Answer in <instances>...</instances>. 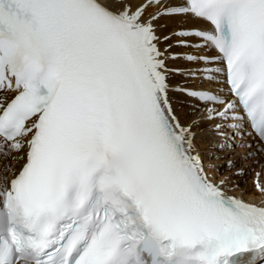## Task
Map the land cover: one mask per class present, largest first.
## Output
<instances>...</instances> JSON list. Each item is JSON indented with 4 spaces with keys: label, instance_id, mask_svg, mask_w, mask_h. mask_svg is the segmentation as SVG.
Masks as SVG:
<instances>
[{
    "label": "snow or ice",
    "instance_id": "snow-or-ice-1",
    "mask_svg": "<svg viewBox=\"0 0 264 264\" xmlns=\"http://www.w3.org/2000/svg\"><path fill=\"white\" fill-rule=\"evenodd\" d=\"M0 92V156L23 161L0 169V264H264V203L213 182L192 131L264 153V0H0Z\"/></svg>",
    "mask_w": 264,
    "mask_h": 264
},
{
    "label": "bare ground",
    "instance_id": "bare-ground-1",
    "mask_svg": "<svg viewBox=\"0 0 264 264\" xmlns=\"http://www.w3.org/2000/svg\"><path fill=\"white\" fill-rule=\"evenodd\" d=\"M141 0H134L135 3H139ZM155 9L149 8L148 12H154ZM147 15V13L145 14ZM161 25H165L163 28H158V32L167 34L171 31H174L177 29L178 24L175 21L165 20L162 19L158 22ZM179 26H183L185 28L196 26V27H203L207 26L204 21H181ZM193 39V38H191ZM164 45L161 44V48H163ZM186 48H174L173 51L177 52H183ZM168 65L170 68L173 67H179L182 69H188L193 68L196 65L191 64L185 60H169ZM169 80L171 82V85H190L199 82L198 79H195L193 82L190 81L189 78H185L181 74H171L169 76ZM8 93V92H7ZM7 93L0 92V96H4ZM171 101L173 104V108L176 111V114L179 116V118L183 121L184 125H189L190 122L193 119V111H192V105H195L197 103H194L195 101L187 96H185L181 92H170ZM217 120L213 121H203L200 126L193 127L192 129L198 130V133L200 136V140L197 141V144L194 145V148L198 153H201L204 155L205 159L209 160V163L213 170L215 171V174H230V184L228 188H233V184L242 186L246 190V194L251 195H257L258 191L255 189L253 184V177L255 170H262L264 166V160L262 159V154L254 155L251 157H248L245 164H242L241 154H238L237 151H253L254 149H251L249 147L239 146L236 145L231 148H224L222 146V141L218 137H216V132L211 125L217 124ZM200 128H203L204 131L200 132ZM208 132L206 133L205 132ZM208 130V131H207ZM249 138H246L244 141H247ZM205 150V151H204ZM20 153L12 152L9 157H3L0 158L1 162L12 163L13 169L15 170L17 167L20 166L22 161H14L11 159V157L18 156ZM257 160V161H256ZM229 161H231V165L228 164ZM2 169V168H0ZM240 174H236V173ZM251 172V173H250ZM10 175V174H9ZM248 178H251V181H247ZM245 194V195H246Z\"/></svg>",
    "mask_w": 264,
    "mask_h": 264
},
{
    "label": "rangeland",
    "instance_id": "rangeland-1",
    "mask_svg": "<svg viewBox=\"0 0 264 264\" xmlns=\"http://www.w3.org/2000/svg\"><path fill=\"white\" fill-rule=\"evenodd\" d=\"M202 132V131H201ZM242 153V152H241ZM242 155V157H241V161H242V164H245V162L247 161L246 159L248 158V156L246 157V156H243V155H245V153H242L241 154ZM257 161V160H256ZM251 173V172H250ZM247 181H251V178H248V180Z\"/></svg>",
    "mask_w": 264,
    "mask_h": 264
}]
</instances>
